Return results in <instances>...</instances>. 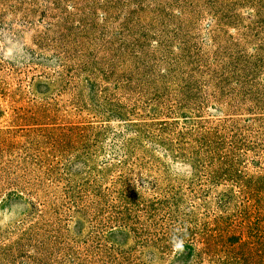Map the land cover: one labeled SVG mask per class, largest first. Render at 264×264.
Segmentation results:
<instances>
[{"label":"rangeland","instance_id":"obj_1","mask_svg":"<svg viewBox=\"0 0 264 264\" xmlns=\"http://www.w3.org/2000/svg\"><path fill=\"white\" fill-rule=\"evenodd\" d=\"M0 264H264V0H0Z\"/></svg>","mask_w":264,"mask_h":264},{"label":"trees","instance_id":"obj_2","mask_svg":"<svg viewBox=\"0 0 264 264\" xmlns=\"http://www.w3.org/2000/svg\"><path fill=\"white\" fill-rule=\"evenodd\" d=\"M87 127L92 128V129L94 128V127L92 126V124H88ZM87 127L82 128V129L77 128V129L73 132L74 137H75V138H78L79 140H83V136H84L85 140H87V137H88ZM85 129H86V131H85ZM260 177H261V176H260Z\"/></svg>","mask_w":264,"mask_h":264}]
</instances>
